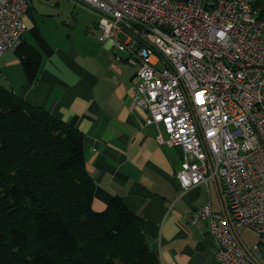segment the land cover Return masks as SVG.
Returning <instances> with one entry per match:
<instances>
[{"label": "built area", "instance_id": "1", "mask_svg": "<svg viewBox=\"0 0 264 264\" xmlns=\"http://www.w3.org/2000/svg\"><path fill=\"white\" fill-rule=\"evenodd\" d=\"M75 1L99 13L101 42L141 65L133 100L157 142L181 149V191L220 182L226 212L209 204L188 217L208 223L217 263L256 264L238 238L249 228L264 240V20L255 0ZM27 9L28 0H0V55L21 43Z\"/></svg>", "mask_w": 264, "mask_h": 264}, {"label": "crops", "instance_id": "2", "mask_svg": "<svg viewBox=\"0 0 264 264\" xmlns=\"http://www.w3.org/2000/svg\"><path fill=\"white\" fill-rule=\"evenodd\" d=\"M49 1L28 0L21 43L0 55V85L83 133L85 166L95 183L93 209L104 211L121 197L142 219L162 264H218L208 223L193 225L188 217L209 204L216 213L226 212L220 182L209 179L181 191V149L157 142L156 127L145 124L133 100L139 63L99 40L97 11L75 0ZM60 1L87 13L84 32L76 34L81 20L68 28V19L56 12ZM30 52L39 56L33 82L22 63ZM243 232L238 238L249 256L264 264V240L246 244Z\"/></svg>", "mask_w": 264, "mask_h": 264}, {"label": "trees", "instance_id": "3", "mask_svg": "<svg viewBox=\"0 0 264 264\" xmlns=\"http://www.w3.org/2000/svg\"><path fill=\"white\" fill-rule=\"evenodd\" d=\"M22 63L33 82L39 56ZM94 191L83 133L0 85V264H162L142 219L119 196L96 211Z\"/></svg>", "mask_w": 264, "mask_h": 264}, {"label": "rangeland", "instance_id": "4", "mask_svg": "<svg viewBox=\"0 0 264 264\" xmlns=\"http://www.w3.org/2000/svg\"><path fill=\"white\" fill-rule=\"evenodd\" d=\"M55 0H50L48 4H54ZM56 12H61L65 15V18L68 19L66 24L68 25V28H72L74 26V21H80L79 26L77 28L76 34L84 32V24L87 19V13L82 9L75 8L74 4L69 2L60 1L59 8H57ZM75 34V35H76ZM121 39L126 40L128 38V35L126 33L120 34ZM161 66H164V64L161 62ZM141 65L139 66V68ZM243 233L240 235L243 242L245 241L246 244L248 241L255 242L259 237V235L251 230V229H243Z\"/></svg>", "mask_w": 264, "mask_h": 264}]
</instances>
